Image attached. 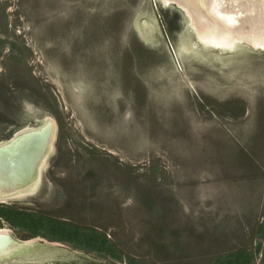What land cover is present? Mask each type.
Instances as JSON below:
<instances>
[{"label": "rangeland", "instance_id": "1", "mask_svg": "<svg viewBox=\"0 0 264 264\" xmlns=\"http://www.w3.org/2000/svg\"><path fill=\"white\" fill-rule=\"evenodd\" d=\"M184 18L0 0V143L57 124L34 192L0 202V228L31 241L0 264H264V48L208 49ZM30 213L94 228L114 256L35 234Z\"/></svg>", "mask_w": 264, "mask_h": 264}, {"label": "bare ground", "instance_id": "2", "mask_svg": "<svg viewBox=\"0 0 264 264\" xmlns=\"http://www.w3.org/2000/svg\"><path fill=\"white\" fill-rule=\"evenodd\" d=\"M160 1L165 6H177L191 35L208 49L233 51L240 44L264 48V0ZM42 120L40 128L24 127L17 133L19 136L14 135L0 143V202L32 194L44 175L48 157L54 149L57 124L52 116L42 117ZM21 186L23 190L11 192ZM8 232V229L0 228V256L10 253L14 245L16 247ZM29 241L16 242L19 246Z\"/></svg>", "mask_w": 264, "mask_h": 264}, {"label": "trees", "instance_id": "3", "mask_svg": "<svg viewBox=\"0 0 264 264\" xmlns=\"http://www.w3.org/2000/svg\"><path fill=\"white\" fill-rule=\"evenodd\" d=\"M17 214V215H16ZM27 213L24 211H16L15 215L20 216L19 219L16 217L20 223H25L27 220ZM35 215L34 222L27 221V223H36L37 228L35 229V234L42 235L43 237L50 239L52 241H60L63 243H67L71 245L73 248L85 249L87 251L95 252L100 255H110L113 257V250L111 249L112 244L106 238V236L98 231H96L92 227H88L85 225H75L67 222L65 220L56 219L53 217L32 214ZM2 216L9 223L11 222L10 217L5 213H2ZM22 220L23 222H21ZM11 225H13L11 223ZM138 262V261H137ZM137 262H132L130 258H128L129 264H135ZM140 264V263H137Z\"/></svg>", "mask_w": 264, "mask_h": 264}, {"label": "water", "instance_id": "4", "mask_svg": "<svg viewBox=\"0 0 264 264\" xmlns=\"http://www.w3.org/2000/svg\"><path fill=\"white\" fill-rule=\"evenodd\" d=\"M40 127H41V126H39V128H40ZM35 133H37V132H35ZM16 134H17V133H16ZM16 134H15V136H19V135H20V134H19V135H18V134L16 135ZM13 136H14V135H13ZM11 138H12V137H11ZM12 191H13V190H12ZM9 237H10V236H9ZM30 242H31V241H30ZM15 243H16V246H18V245H17L18 243H17L16 241H15ZM26 245H28V244L19 245L18 247H24V246H26ZM14 250H16L15 245H14V248H12L11 251H14ZM11 251H10V252H11ZM6 255H7V254H6ZM3 256H5V255H3ZM0 257H1V256H0Z\"/></svg>", "mask_w": 264, "mask_h": 264}]
</instances>
